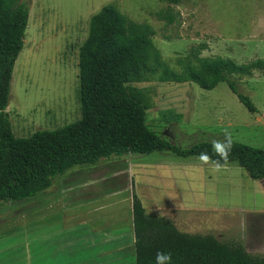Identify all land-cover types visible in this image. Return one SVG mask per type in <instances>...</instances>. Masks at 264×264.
<instances>
[{"label":"rangeland","instance_id":"1","mask_svg":"<svg viewBox=\"0 0 264 264\" xmlns=\"http://www.w3.org/2000/svg\"><path fill=\"white\" fill-rule=\"evenodd\" d=\"M109 4L137 23L150 24L156 32L154 43L171 63L200 44L205 46L204 57H230L240 64L264 59V0H182L178 6L164 0H30L29 26L7 109L16 137L57 130L81 119L79 51L92 16ZM168 8L176 17L172 24L157 15ZM235 81L257 113L226 83L213 90L194 83L136 86L153 98L148 127L181 148L223 140L227 130L232 141L264 149V74ZM164 112L175 120L162 121ZM45 192L0 208V264H32L33 241L46 244L62 231L67 232L72 255L93 251L98 245L90 242L87 230L115 231L116 209L123 216L134 193L148 214L170 220L181 232L212 235L264 255V180L252 179L237 166H217L210 160L202 164L198 158L171 153L125 155L75 167L57 176ZM120 226L118 263L135 264L132 237ZM37 251L38 264H48L46 249L41 245ZM49 264H60V259L53 254Z\"/></svg>","mask_w":264,"mask_h":264},{"label":"trees","instance_id":"2","mask_svg":"<svg viewBox=\"0 0 264 264\" xmlns=\"http://www.w3.org/2000/svg\"><path fill=\"white\" fill-rule=\"evenodd\" d=\"M164 1L178 6L182 0ZM157 15L168 24L176 20L169 8ZM29 16L30 0H0V208L45 192L57 176L75 167L95 166L111 157L171 153L188 159L207 151L217 165L211 142L184 149L152 131L147 124L152 95L136 84L194 83L213 90L226 83L251 113L258 112L235 79L264 74V59L240 64L230 57H204L205 46L200 44L171 63L154 43L156 32L150 24L137 23L109 4L92 16L79 51L81 119L57 130L16 137L7 109ZM161 120L172 123L175 116L164 112ZM228 165L264 180V149L233 141L227 163L221 161L219 166ZM133 221L135 264H155L158 251L173 253V264H264V255H253L242 245H229L212 235L187 234L170 220L148 214L135 193Z\"/></svg>","mask_w":264,"mask_h":264},{"label":"crops","instance_id":"3","mask_svg":"<svg viewBox=\"0 0 264 264\" xmlns=\"http://www.w3.org/2000/svg\"><path fill=\"white\" fill-rule=\"evenodd\" d=\"M128 209L129 210H127L123 216L120 214L121 212L119 208L116 209L115 219L114 220L112 219L116 229L115 231L113 229L112 233H108L103 230L101 231L100 229H95V228H91L87 230L88 234L91 235L90 242H93L98 245L97 248H94V250L89 253L87 251H83L84 253H80L78 255H72L71 251L69 250L67 232L65 231L59 232L53 238L52 237L48 238V240H46V244L43 243L41 244L40 240L33 241L32 264L39 263V259L41 258V256L39 254V251H37V248H39V246L41 245L43 246L44 249H46V256H43V258H47L48 264L53 254L55 258L60 259V264H67V260L71 258H80L82 260L84 259L85 261H87L86 264H119L118 259L120 252H118L117 248H119V245L121 244L120 242L121 223L123 229L125 230V231L122 230V233L125 232L126 236L131 235L133 245L135 248L133 196H131V203ZM101 244L102 246L99 249V245ZM37 257H38V261H37ZM114 259L116 260L115 263H114ZM88 260H90V262H88Z\"/></svg>","mask_w":264,"mask_h":264},{"label":"clouds","instance_id":"4","mask_svg":"<svg viewBox=\"0 0 264 264\" xmlns=\"http://www.w3.org/2000/svg\"><path fill=\"white\" fill-rule=\"evenodd\" d=\"M223 140H213L212 150L217 160L215 163L219 166L221 161L227 163L233 149V141L231 138V133L225 130ZM202 164L209 162L211 157L207 151L199 153L197 157ZM155 264H173V253L167 251H158L155 257Z\"/></svg>","mask_w":264,"mask_h":264}]
</instances>
